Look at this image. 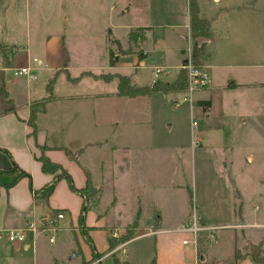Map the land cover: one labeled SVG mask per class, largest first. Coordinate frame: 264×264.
Listing matches in <instances>:
<instances>
[{"label": "crops", "instance_id": "obj_1", "mask_svg": "<svg viewBox=\"0 0 264 264\" xmlns=\"http://www.w3.org/2000/svg\"><path fill=\"white\" fill-rule=\"evenodd\" d=\"M205 1L203 4L197 1V15L206 22L207 35L196 39L204 42L207 55L199 65L210 75V84L195 93L191 102H182L181 92H153L133 97L119 92L122 77L133 88L151 87L156 81L153 70L157 66L166 68V73L158 79L161 82L168 84L177 79L187 39L190 37L192 44L195 40L182 2L181 8L173 13L185 17L183 21L180 15L181 24L179 19L175 24L176 34L169 39L173 49L159 46L161 50L157 49L159 38L155 37L154 26L148 19L135 22L125 17L130 11L135 12L134 6L147 4L143 0L110 3L111 17L106 15L102 22L71 20L61 9L56 16L48 18L45 9L36 8L31 24L32 12L26 5V24L15 29V37L20 39L2 41V45L18 49L9 53L0 49V171L17 166L29 175L9 190L0 188V264H40L44 257H49L48 264H52L54 253L65 243L67 255L73 259L79 257V264L92 257L83 236L72 233L84 205L83 196L73 192L62 178L57 180L47 200L39 198L42 189L60 174L41 170L38 158L44 147L43 155L69 174L77 191L87 188L86 175L91 189L115 188L118 182L128 179L141 184L132 208L135 214L151 213V221L158 212L155 228L152 222L139 224L138 228L147 225L150 232L144 236L154 238L158 247L152 260L155 264H197L199 252L191 241L192 234L179 230L190 224V214L185 212L190 210V201L197 224L217 229L214 241L199 258L207 264L213 262L210 250L217 245L220 230L244 226L243 197L233 184L229 187L228 204L231 222L217 224L202 211L198 181L204 176H199L198 158L212 148L211 134L224 136L240 122L238 110L244 100L235 99L234 93L264 85V81L255 78L256 69L264 67V11L248 5L239 7L233 0ZM144 10L148 9H141ZM28 66L34 78L14 74L15 70ZM42 102L43 108L39 105ZM32 104L35 109H41L36 113L34 135L27 123ZM181 119L189 122V146L176 141L175 131ZM192 120L198 121L196 134ZM228 165L223 164L226 169ZM234 191L241 197L237 196L240 207L236 214ZM172 211L184 212L172 228L166 227L160 212ZM56 212L64 213L65 219L52 244L42 235L33 246L29 242L14 245L3 235L32 218ZM99 216L103 215L95 207L87 208L84 216L87 236L96 253L102 254L96 259L97 264L110 254L124 258L126 246L133 240L123 247L112 246L108 251L105 217ZM244 231L242 228L241 244L234 245L232 260L234 264H258L245 254L244 247L249 241ZM183 240L188 243L184 245ZM253 244L261 245L264 254L262 242ZM77 249L81 250L78 256ZM236 249L241 255L235 259Z\"/></svg>", "mask_w": 264, "mask_h": 264}, {"label": "rangeland", "instance_id": "obj_2", "mask_svg": "<svg viewBox=\"0 0 264 264\" xmlns=\"http://www.w3.org/2000/svg\"><path fill=\"white\" fill-rule=\"evenodd\" d=\"M114 1L118 4H128L129 2V0H0V49H5L8 53L18 49L17 46H4L2 45V41L6 40V38H19L15 37L17 36L15 35V29L19 30L26 24L24 19L27 18V7L32 12V14H29L31 24H34L32 20L35 18L36 14H34V10L36 8H39V11L45 9L48 18L49 15L52 16L54 14L56 16L57 11L61 9L70 16L69 19L71 20L81 22H95L98 20L102 22L106 15H108V18L111 17L110 3ZM143 1L147 4L134 6L135 12L130 11L125 17L127 20L132 19L135 22H144L148 19L154 26L155 37L159 38L158 50H161L159 46L173 49L172 46H169V39L173 37V34H176L177 26L175 24L179 19V24H181V17L183 15L180 14V17L177 13L173 14L176 8L180 7V2H182V6L185 5L189 16L192 10V1H194L197 12V1L201 2V4L206 2L205 0ZM233 2L237 6L240 4L241 6L239 7H247L248 5V7L253 9L264 11V0H251V2H247V0H233ZM127 7L125 8L127 9ZM142 8L148 10L141 11ZM197 12L196 17H198ZM140 17L144 19H140ZM175 17L177 19H174ZM6 20H8V23ZM184 20L185 17H183ZM164 34L167 35L165 40H160ZM203 61L205 62L206 59ZM255 72L256 81H264V67L257 68ZM234 94L235 99L242 97L244 100V105L238 110L237 119L240 122H236L228 132L223 134L224 136L220 134L210 135L209 143H211L212 148L207 150L209 153L202 157L205 158V162L201 163L202 158H198L199 176H204L201 182L198 181L200 183L198 186V198H200L203 204L202 211L210 215L215 220V223H229L232 220V213H230L228 205L231 199L229 187L230 184L235 185L240 196L243 197L241 213L244 226L242 228L245 230L246 239L253 243L260 241L264 247V85H258V87H253L250 90L247 89L244 92H235ZM179 121L180 125L175 131L176 141L184 146H189L191 138L188 126L189 122L187 119ZM167 159H169L168 155ZM227 163L229 164L228 169L223 166V164L227 165ZM117 185L115 188H94L88 191L89 196L85 201V206L87 208L95 207L103 215L99 217H105L106 223L104 229L107 232L110 245L123 247L127 241L133 240V242L126 246L125 260L121 256H119L121 261L115 257L119 263L125 261L126 263L131 262L134 264H152V260H155L158 247L154 244L153 236H144L150 232L148 227H146L147 225L142 228L140 227L141 229L138 228L145 222L147 224L152 222L151 225L155 228L157 224L156 217L159 216L158 212L154 214L155 216L152 221L149 219L151 213H134L135 208L132 207L135 202L137 188L140 189L141 186L139 182L135 184L134 179H128L125 182H118ZM144 188L148 189L145 186ZM237 196L241 198L237 194V191H234L233 206L235 214L238 213L240 207V201ZM254 206H261V209L256 210ZM188 207L190 210L185 212L190 214L189 223H191L192 212H194L191 201L188 202ZM183 212H160L163 215L164 226L172 228L181 219ZM198 218L197 216V221L199 222ZM256 223L263 225H255ZM200 225L203 224L200 223ZM242 228L235 226L220 230L217 245L210 250L213 262L208 264H234L232 260L234 245L237 244L239 246L241 244ZM216 231L217 229L215 228L214 232ZM113 232L117 233L116 238L110 237ZM72 233L82 237L78 224L73 227ZM3 235L7 237L6 232ZM211 242L207 232L198 235L195 245L199 252V258L203 257V253L205 254ZM67 250L66 243L60 246L54 253L55 259L52 260V264H79L80 258H70L67 255ZM80 253V249L75 251L77 256ZM260 257L264 259L263 252L260 254ZM199 258L197 259V264L206 263L199 260ZM49 260H51L49 257H44L40 264H48ZM90 260H92V257L88 259V261ZM97 263L98 260L89 264ZM101 264H116L114 263V256L110 254L104 257L101 260Z\"/></svg>", "mask_w": 264, "mask_h": 264}, {"label": "trees", "instance_id": "obj_3", "mask_svg": "<svg viewBox=\"0 0 264 264\" xmlns=\"http://www.w3.org/2000/svg\"><path fill=\"white\" fill-rule=\"evenodd\" d=\"M191 5H192V10L189 16L191 17L190 28H191V33L193 34L192 38L193 37L195 38L192 44V48H193L192 57L194 58L195 63L199 65L203 56L206 57L207 54L205 52L206 49L204 47V42L199 39L197 40L196 38L204 37L207 35L206 29H205L206 22L196 17L197 8L194 5V1H192ZM184 81H185V74L181 71L177 79L171 83L166 84V83L161 82L160 80H156L151 87H140L136 89V88H133L129 84V82L127 81L125 77H122L120 85H119V92H120V95L123 94V95H128L131 97L137 96V94H144V95L152 94L153 92H161L164 94H169V92H182ZM43 103L44 102L39 103V105L42 106V108H43ZM34 107H35L34 104L30 106L31 111H30L29 120L27 122L28 126L30 125L32 128L31 130L32 135H34L36 131V125L34 124L36 113L41 110V109L37 110ZM45 149H46L45 147L41 148L42 153L40 154V157L38 158V160L41 162V170L45 173L47 172L56 173L59 171L60 174L57 177H55L50 183H48L47 186H45V188L42 189V191L40 192L39 198L42 199L43 201L47 200V197L53 192L55 188L54 186L57 180L62 179V178L66 179L68 186L71 188L73 192H77L83 196L84 205L82 206V210L79 214L78 226L81 229V235L83 236L84 240L86 241V243L88 244L89 248H91V251H92V260L83 261V264H89L91 262H94L96 261L97 258L101 257L102 254L96 253L93 243L87 236L86 232L88 229L84 225V221H85L84 216L87 211V207L85 206V200H86V197L88 198L89 196L88 191L92 190L90 186V182H89L90 181L89 176L86 175L87 188L84 189L83 191H80V190L77 191L72 185V180L69 174L63 169H61L57 164L52 163L47 157L43 155V151ZM65 152L67 155H69V152L67 150H65ZM28 177L29 175L26 172L19 169L17 166H13V168L10 171H0V188L9 190L19 180L23 178H28ZM111 247L112 245H109L108 251L111 250ZM244 250H245V254L248 255L251 259H253L254 262L258 264H264V259L260 257V254L263 252L261 245H256V244L247 242L246 246L244 247ZM240 255H241V252L238 249H236L234 252V258L236 259ZM114 263L132 264V263H126L125 261L119 263L115 258H114ZM152 264H155V262L152 261Z\"/></svg>", "mask_w": 264, "mask_h": 264}, {"label": "built area", "instance_id": "obj_4", "mask_svg": "<svg viewBox=\"0 0 264 264\" xmlns=\"http://www.w3.org/2000/svg\"><path fill=\"white\" fill-rule=\"evenodd\" d=\"M193 48L190 42V37L187 39V44L182 51V63L179 69L185 74V81L183 85L182 102H191L193 95L200 90L206 88L210 84V75L205 71L204 67L197 65L192 57ZM166 73V68L163 66H157L153 70L155 80H158L162 75ZM14 74L23 75L27 79L34 78L32 69L30 66L22 67L15 70ZM191 127L193 133L198 131V121L192 120ZM65 214L62 212H56L51 215L41 216L39 218H32L24 226L17 227L15 229L8 230L7 240L14 245L31 243L32 246L36 242L39 236H46L48 243H54L57 239L58 232L61 230V222L64 221ZM179 230L182 232H190L192 234L191 241L194 243L198 237V234L207 232L210 241H214L215 228L208 226H200L196 222L195 215L193 214L192 221L188 227H181ZM113 238L117 237V233H111ZM182 243L185 245L188 241L183 240Z\"/></svg>", "mask_w": 264, "mask_h": 264}, {"label": "water", "instance_id": "obj_5", "mask_svg": "<svg viewBox=\"0 0 264 264\" xmlns=\"http://www.w3.org/2000/svg\"><path fill=\"white\" fill-rule=\"evenodd\" d=\"M123 260H125V257L123 258Z\"/></svg>", "mask_w": 264, "mask_h": 264}]
</instances>
